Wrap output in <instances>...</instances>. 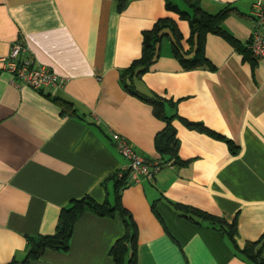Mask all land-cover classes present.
<instances>
[{
    "label": "crops",
    "instance_id": "obj_1",
    "mask_svg": "<svg viewBox=\"0 0 264 264\" xmlns=\"http://www.w3.org/2000/svg\"><path fill=\"white\" fill-rule=\"evenodd\" d=\"M170 1L191 13L185 1L186 8ZM255 2L200 5L212 15L235 8L223 27L246 47ZM165 5L128 0L120 13L113 0H0V59L20 40L37 63L67 79L61 90L37 92L14 83L0 66V264L23 263L29 240L54 235L73 201L89 197L114 205L112 177L129 162L112 134L126 137L152 167L166 160L155 146L165 124L121 82L142 55L143 34L159 20H173L189 50L188 22ZM205 54L214 71H184L166 39L149 72L133 81L141 94L177 103L167 114L180 118L173 126L185 164L172 161L122 191V207L137 228L140 264H252L238 250L264 236V61L253 68L215 35L207 36ZM55 98L71 103L75 116L64 114ZM183 121L202 124L238 152ZM178 206L189 209L187 217ZM193 212L237 222L238 250L218 226ZM125 234L119 214L89 211L75 224L68 252L49 250L33 264H114L111 250Z\"/></svg>",
    "mask_w": 264,
    "mask_h": 264
},
{
    "label": "trees",
    "instance_id": "obj_2",
    "mask_svg": "<svg viewBox=\"0 0 264 264\" xmlns=\"http://www.w3.org/2000/svg\"><path fill=\"white\" fill-rule=\"evenodd\" d=\"M113 1L116 3L117 10L120 13L125 10L128 4V0ZM184 1L191 10V13L182 11L170 0H165V6L167 11L177 14L181 20L188 22L190 27V38L187 41L189 50H185L183 47L184 38L176 23L171 19H162L155 24L151 31L143 34L141 57L134 61L128 69L122 72L121 82L127 93L142 102L151 105L154 116L165 124V128L157 135L155 140L157 151L166 158L165 161L157 164L161 169L170 165L172 161H175V164L179 166L185 165L178 158L179 143L176 138V130L173 126V122L176 119L180 120V118L177 114L172 116L167 114V106L176 109L177 103L166 101L155 94H141L135 89L133 81L135 78L141 77L149 72L150 68L158 60L162 42L166 39L170 41L172 55L177 59L184 71H193L197 69L215 70L205 54V43L208 35H215L224 39L239 54H241L244 60L249 62L253 68L258 62L249 50L250 41L245 47L223 27V22L236 13L235 8L227 6L219 13L212 15L203 11L200 5V0ZM53 101L61 106L64 114L68 113L69 115L75 116L76 112L71 103L59 98H55ZM184 123L191 129L224 140L229 145L232 154L235 155L238 152V148L235 147L230 140L212 132L202 124L190 122ZM120 173L121 172H118L112 177V180L115 183V203L113 206L109 203L99 205L89 197L73 201L69 208L62 211L59 225L54 235L40 237L37 240H29V253L26 260L21 264H33L49 250L68 252L75 224L84 213L89 211L99 217L115 218L117 214L121 216L125 225L126 234L125 237L120 239L111 250L114 264H140L137 259V228L133 222L132 216L122 207L121 204L122 191L132 185L133 182L130 180L129 171H123L121 177L119 176ZM177 208L181 209L180 211L184 213V217H187L186 215L189 214L188 208L180 206ZM193 213L204 221L211 222V224L218 226L228 235L234 243L235 248L238 250L235 242V237L237 235V222L229 224L224 219L216 218L209 214L201 212ZM263 241L264 236L260 241L256 243H248L243 250L238 251L240 255L250 263L264 264Z\"/></svg>",
    "mask_w": 264,
    "mask_h": 264
},
{
    "label": "built area",
    "instance_id": "obj_3",
    "mask_svg": "<svg viewBox=\"0 0 264 264\" xmlns=\"http://www.w3.org/2000/svg\"><path fill=\"white\" fill-rule=\"evenodd\" d=\"M250 16L254 22V30L249 50L255 59L264 61V0H256ZM0 66L2 71L12 76L14 83L37 92L48 88L61 90L67 82L66 78L56 74L50 67L37 63L20 40L11 46L8 56L0 59ZM111 140L117 151L128 160L129 164L125 171H129L133 183L139 182L142 178L152 179L154 173L161 169L157 165L152 167L141 157L126 137L112 134ZM119 176H122V172Z\"/></svg>",
    "mask_w": 264,
    "mask_h": 264
},
{
    "label": "rangeland",
    "instance_id": "obj_4",
    "mask_svg": "<svg viewBox=\"0 0 264 264\" xmlns=\"http://www.w3.org/2000/svg\"><path fill=\"white\" fill-rule=\"evenodd\" d=\"M180 2H181V4H182V6L184 7V8H186V6L184 5V0H180ZM182 7V8H183ZM112 199V198H111ZM111 202H112V200H111Z\"/></svg>",
    "mask_w": 264,
    "mask_h": 264
}]
</instances>
